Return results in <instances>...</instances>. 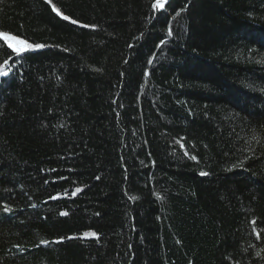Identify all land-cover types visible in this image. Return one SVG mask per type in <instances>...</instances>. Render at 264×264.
<instances>
[{"label":"trees","instance_id":"obj_1","mask_svg":"<svg viewBox=\"0 0 264 264\" xmlns=\"http://www.w3.org/2000/svg\"><path fill=\"white\" fill-rule=\"evenodd\" d=\"M154 2L0 0V264H264V0Z\"/></svg>","mask_w":264,"mask_h":264},{"label":"snow or ice","instance_id":"obj_2","mask_svg":"<svg viewBox=\"0 0 264 264\" xmlns=\"http://www.w3.org/2000/svg\"><path fill=\"white\" fill-rule=\"evenodd\" d=\"M164 6H165V0H156V2L153 4L154 8H163ZM53 11H56L57 14H60L59 10L56 9L55 7H53ZM63 19L64 20H69V17L68 16H63ZM72 23L75 24V23H77V21L73 20ZM85 27H88V25H85ZM0 40H2L6 44L7 48L11 49L12 53L16 54L17 56L21 55L22 53H24L27 50H30V49H33V48H37L38 49V48L44 47V45H41V44L33 45V44H30V43H27L26 41L21 40L17 36L11 35V34H9L6 31H0ZM0 50H2V49H0ZM7 64H8V61L5 60L3 62V64L0 65V76H8L9 75V72H5L3 70L4 66L7 65ZM185 154L187 155V153H185ZM192 159H195V157H192ZM201 175H207V173H201ZM76 191L78 192V191H80V189L78 188ZM3 211L4 212H8L9 208L5 207L3 209ZM64 214L65 213H62V215H64ZM92 235H95V233H92ZM41 243L47 244L48 242L47 241H42Z\"/></svg>","mask_w":264,"mask_h":264},{"label":"rangeland","instance_id":"obj_3","mask_svg":"<svg viewBox=\"0 0 264 264\" xmlns=\"http://www.w3.org/2000/svg\"><path fill=\"white\" fill-rule=\"evenodd\" d=\"M0 31H4V30H1L0 29ZM7 32V31H6ZM9 34H11V35H14V34H12V33H10V32H8ZM15 36H17V35H15ZM19 39H21V40H24V41H26L27 43H30V44H33V45H35V44H38V43H33V42H30V41H28V40H26V39H24V38H22V37H19V36H17ZM35 49H37V48H33V49H30V50H35ZM38 49H40V48H38ZM27 51H29V50H27ZM4 71L5 72H9V69H4ZM0 79H1V76H0Z\"/></svg>","mask_w":264,"mask_h":264},{"label":"water","instance_id":"obj_4","mask_svg":"<svg viewBox=\"0 0 264 264\" xmlns=\"http://www.w3.org/2000/svg\"><path fill=\"white\" fill-rule=\"evenodd\" d=\"M169 1H170V0H165V4H166L167 2H169ZM155 2H156V0H155ZM155 2H154V3H155Z\"/></svg>","mask_w":264,"mask_h":264}]
</instances>
